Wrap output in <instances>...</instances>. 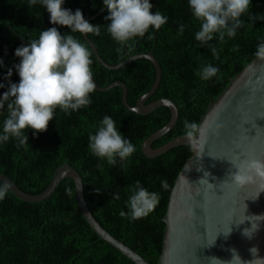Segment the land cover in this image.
<instances>
[{"label": "trees", "instance_id": "1", "mask_svg": "<svg viewBox=\"0 0 264 264\" xmlns=\"http://www.w3.org/2000/svg\"><path fill=\"white\" fill-rule=\"evenodd\" d=\"M152 12H161L169 19L153 38H136L131 48L118 51L120 45L107 32L110 21L103 0H66L64 7L73 12L82 10L92 24L100 25L101 34H86L93 42L101 58L109 64L141 53H151L159 61L162 76L155 93L146 101L171 99L178 107L179 116L173 128L155 140L159 147L177 136L186 134L185 121L198 125L209 102L227 86L229 79L241 71L254 57L257 45L264 41V0H252L249 15L241 17L242 27L234 38L218 37L214 45L219 59L213 56L207 45L195 40L200 28L188 5V0H150ZM184 25L183 34L179 33ZM58 27L70 33L65 26L52 25L49 13L39 4L29 0H0V58L5 67L0 68V82L8 68L19 63L14 53L17 47L27 46L38 39L43 30ZM92 52L93 78L101 87L114 81H122L127 87V101L134 106L146 93L155 79V68L145 58L127 62L120 68L108 69L96 59L82 33H70ZM211 64L219 73L208 81L197 75L201 66ZM13 69L11 81L19 82ZM7 88L0 89L2 95ZM91 104L71 115L57 109L55 118L45 132L33 135L25 129L29 142L18 146L10 139L0 145V172L12 179L25 192H42L49 184L53 171L63 162L76 168L83 181L88 207L101 226L123 241L151 264H157L162 253L164 222L169 196L182 166L192 154L189 145L169 149L154 158L142 151L143 141L162 128L170 119L168 107L161 106L145 115L128 110L122 101V89L118 86L106 91L95 89ZM113 118L119 131L131 140L136 151L131 163L122 166L109 165L95 157L88 148L89 134H95L104 116ZM7 117V109L0 115V130ZM167 180L168 187H161ZM160 195L158 206L148 216L132 219L126 204L131 188L136 182ZM0 185H3L0 182ZM118 195L119 199L114 196ZM126 213L121 216L120 212ZM0 264H135L116 248L102 240L91 228L77 205L74 182L70 177L58 184L47 199L31 203L16 197L10 190L0 200Z\"/></svg>", "mask_w": 264, "mask_h": 264}, {"label": "water", "instance_id": "2", "mask_svg": "<svg viewBox=\"0 0 264 264\" xmlns=\"http://www.w3.org/2000/svg\"><path fill=\"white\" fill-rule=\"evenodd\" d=\"M83 35L97 61L108 69L120 68L138 58L148 59L153 64L155 79L134 106L127 101L125 83L117 80L101 87L93 78L98 91L120 87L124 106L137 114L145 115L161 106L169 108L171 115L167 124L150 134L142 143V151L146 157L154 158L181 145H189L192 148L191 156L174 181L162 218L165 226L162 253L157 264H210V257L230 260V249L233 248L244 261L253 259L249 251L252 247H257L259 257L264 258V222H261L259 230L251 240L241 234L244 228L251 226L250 223L245 221L239 228L235 224L236 220L245 218L244 214L264 215V167L253 169L249 173L252 180L243 187H237L230 178V171H237L233 161L257 160L264 165V60L254 57L231 77L224 90L209 102L198 123L205 133L202 138L198 135L190 139L183 134L155 148L152 146L153 142L169 132L179 116L178 107L171 99L160 98L146 103L155 93L161 80L162 69L159 61L151 53H141L132 55L118 64H109L101 58L89 37ZM205 172L210 174L207 179L213 185L211 189L200 184L201 179L205 178ZM67 177L74 182L79 210L99 237L135 264H151L96 220L86 202L82 177L68 162L56 167L48 186L36 194L20 189L12 179L0 172V182L7 184L16 197L31 203L50 197L60 181ZM229 225L233 230L231 235L225 238L222 233ZM215 237V245L209 247Z\"/></svg>", "mask_w": 264, "mask_h": 264}, {"label": "clouds", "instance_id": "3", "mask_svg": "<svg viewBox=\"0 0 264 264\" xmlns=\"http://www.w3.org/2000/svg\"><path fill=\"white\" fill-rule=\"evenodd\" d=\"M66 0H29L30 5H41L49 13V22L52 25L65 26L70 33L101 34L100 25L90 23L82 10L74 12L65 8ZM252 0H188L192 16L200 21V28L195 33V40L201 45H207L213 56L219 59L217 48L210 42L218 37L224 42L225 37L234 38L237 30L242 27L241 17L249 14ZM104 8L108 15L106 20L107 32L113 40L120 45L118 51L123 48H131L130 42L136 38H153L157 32L168 22V17L159 11L152 12L153 4L150 0H103ZM184 25H180L179 33L183 34ZM70 33H61L58 27H51L40 32L38 39L30 40L27 46L21 45L15 49L14 55L20 58L19 63L8 68L0 89L7 90L0 95V115L7 109V117L0 130V145L10 139L18 141V146L29 142L25 129H31L37 136L48 129L49 122L55 118L57 109L71 115L83 107L91 104V96L96 89L93 79L91 59L92 52L86 43H81ZM254 55L264 60V41L256 48ZM5 67V62L0 58V68ZM13 69L19 75V82L13 83L11 77ZM219 73V68L211 64L201 66L197 75L201 80L208 81ZM184 128L187 138L198 135L202 138L205 133L194 122L185 121ZM88 148L90 152L101 160H106L109 165H116L119 161L122 166L131 163L136 151V146L129 138H126L117 126L116 121L110 116H104L95 134H89ZM237 169L231 173V182L237 187H243L252 180L249 174L253 169L264 167L260 161L244 160L232 162ZM210 174L205 172L200 184L207 188H213L208 182ZM161 187L167 189V180L161 181ZM9 191L7 184L0 185V200H3ZM259 195V193H258ZM257 195V196H258ZM119 199L118 195L114 196ZM160 195L149 191L139 181L131 188V195L127 201V208L132 219H140L148 216L158 206ZM247 206L245 208V212ZM121 216L126 213L121 211ZM235 221L236 227L250 223L242 231V236L251 240L259 230L264 215L246 216ZM231 225L223 236L228 238L232 233ZM216 237L211 240L209 247L215 245ZM250 253L252 260L244 261L238 251L230 249L231 259L222 260L217 257L208 258L210 264H264V258L259 257V249L252 247Z\"/></svg>", "mask_w": 264, "mask_h": 264}]
</instances>
